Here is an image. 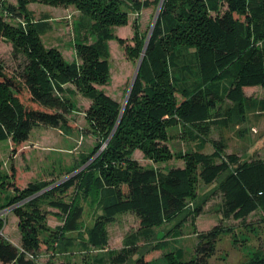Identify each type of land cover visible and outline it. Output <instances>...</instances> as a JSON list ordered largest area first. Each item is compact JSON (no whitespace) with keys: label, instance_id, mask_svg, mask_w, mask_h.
I'll return each mask as SVG.
<instances>
[{"label":"trees","instance_id":"16d2710c","mask_svg":"<svg viewBox=\"0 0 264 264\" xmlns=\"http://www.w3.org/2000/svg\"><path fill=\"white\" fill-rule=\"evenodd\" d=\"M126 1L0 0V37L11 44L17 61L10 69L0 60V139L10 137L11 144L8 180L5 183L0 178V191L7 187L18 190L21 168L13 156L35 126L74 129L68 115L75 108V89L90 100L82 132L94 137L90 151L80 154L68 167L67 171L75 172L71 173L73 178L57 184L40 179L0 204V210L14 212L23 231L21 245L13 244L1 232L4 216H0V264H34V253L41 244L32 225L40 215L39 201L59 208L58 214L65 213L61 231L78 232L82 203L89 198L100 212L87 230L90 238L102 237L104 224L117 211H133L146 226L175 217L192 195L196 163L202 164L201 173L208 174L207 180L223 168L195 152L182 156L184 167H145L133 156L134 151L140 150L153 162L166 161L172 156L170 127L178 124L190 132L206 133L209 122L215 121L213 116L222 115L212 112L216 103L227 97L243 108L247 99L242 88L253 84L264 87V0H163L146 47L145 37L137 36L135 29L133 45L124 46L136 60L143 49L144 54L115 127L122 104L99 86L109 79L107 41L116 38L123 42L113 27L126 23ZM34 2L73 6L80 12L76 36L70 42L73 59L67 60L57 46L44 43L43 35L52 27L48 14L34 18L28 7ZM182 49L188 50L193 61L186 60ZM191 65L201 77L197 84L181 72L189 73ZM227 77L231 78L229 83L224 82ZM230 115L227 109L225 118L220 119L223 125ZM206 168L210 171L205 172ZM65 185H73L72 192ZM219 188L222 216H246L258 205L264 209V161L238 164ZM220 230V225H215L206 233L195 260H171V264H204ZM150 262L151 258L142 254L134 264ZM258 264H264V258Z\"/></svg>","mask_w":264,"mask_h":264},{"label":"rangeland","instance_id":"374dc122","mask_svg":"<svg viewBox=\"0 0 264 264\" xmlns=\"http://www.w3.org/2000/svg\"><path fill=\"white\" fill-rule=\"evenodd\" d=\"M160 1L127 0L124 5L128 12L126 23L113 27L114 34L123 42L116 38L107 41L109 79L99 88L120 104L126 97L138 63V59L131 57L124 46L133 45L134 29L137 36H143L146 40ZM29 8L34 18L46 14L51 16L49 22L52 28L43 35V41L46 45H57L64 57L71 60L70 42L76 36V23L82 16L80 12L73 6H51L38 2L30 3ZM52 37L58 38V41L52 40ZM182 53L187 61H193L188 50L182 49ZM12 54L11 44L0 37V60L10 69L17 64ZM190 69L189 73L181 72L188 81L197 84L201 80L197 68L191 65ZM230 81V77L224 79L226 83ZM67 86L74 88L72 84ZM242 92L247 99L243 101V108H238V104L227 97L221 103H216L212 112L217 110L222 115L213 116L215 121L209 122L206 133L197 130L190 132L178 124L170 127V159L153 162L144 157L140 150L134 151L133 156L145 167L164 170L184 167L182 156L195 152L205 155L210 163L223 168L207 180L205 175L208 174L203 171L201 173L202 164L196 163L192 195L185 199V206L175 217L163 220L159 225L146 226L140 223L133 211H117L113 219L104 224V235L90 238L87 230L100 212L94 209V204H90L89 198L82 203L79 217L82 225L78 232L61 231L59 228L65 220V213L58 214L56 210L59 211V208L50 207L47 201H39L37 205L40 207V215L35 217L37 220L32 225L41 244L34 253V264H134L142 254L151 258V264H171V260L188 263L198 257V249L206 239V233L215 225H220L221 230L204 264H258L264 258V209L258 205L246 216L238 213L222 216L219 210L222 197L219 186L224 178L244 161H264V87L253 84L243 87ZM72 95L75 108L68 117L74 129L62 125L39 124L31 130L29 138L23 142L22 147L16 149L13 156V162L17 168H21L18 173V190L2 188L1 205L8 197L18 194L40 179L57 184L66 181V178H73L71 173L75 172L67 171L68 167L80 154L90 151L94 137L82 132L86 126L84 110L90 105V100L76 89ZM227 109L231 115L227 117V125H223L220 119L225 118L223 114ZM10 148V137L0 139V178L5 183L11 162ZM204 171L209 172L210 169ZM65 187L69 192L74 189L73 185ZM51 196L58 197L56 194ZM64 200L69 202V197ZM198 207L200 211H197ZM0 214L4 216L1 229L3 235L13 244L21 245L23 231L14 212L9 208L0 210ZM201 234L204 236L201 237Z\"/></svg>","mask_w":264,"mask_h":264},{"label":"water","instance_id":"95a60500","mask_svg":"<svg viewBox=\"0 0 264 264\" xmlns=\"http://www.w3.org/2000/svg\"><path fill=\"white\" fill-rule=\"evenodd\" d=\"M161 4H162V0L160 1V4H159V6H158V10H157V12H156V15H155V18H154V20H153L152 26H151L150 31H149V33H148V36H147V38H146L144 48L146 47L147 42H148V40H149V38H150V36H151V33H152V30H153V27H154V25H155V23H156V19H157L158 15H159V9H160ZM143 54H144V49H143L142 54H141V56H140V58H139V60H138V63H137V66H136L135 72H134V74H133L132 80H131L130 85H129V87H128V91H127L126 97H125V99H124V101H123V103H122V107H121L120 115H119V118H118V120H117V122H116V124H115V127L117 126V124H118L119 121H120V118H121V115H122L123 109H124V107H125V105H126V103H127V100H128L129 94H130V92H131V90H132V87H133L134 81H135V79H136V77H137V74H138V71H139V68H140V65H141V61H142ZM115 127H114V128H115Z\"/></svg>","mask_w":264,"mask_h":264},{"label":"crops","instance_id":"0c3cea01","mask_svg":"<svg viewBox=\"0 0 264 264\" xmlns=\"http://www.w3.org/2000/svg\"><path fill=\"white\" fill-rule=\"evenodd\" d=\"M29 7V6H28ZM75 9V8H74ZM76 10V9H75ZM77 11V10H76ZM45 17V16H44ZM48 17H49V19H51V16L48 14ZM48 19V20H49ZM52 40H54V41H58V38H56V37H52ZM51 46V45H50ZM54 46H57V45H54ZM58 47V46H57ZM59 48V47H58ZM60 49V48H59ZM61 50V49H60ZM62 52V51H61ZM72 57L74 58V50H73V48H72ZM62 54H63V52H62ZM64 56V55H63ZM72 58V59H73Z\"/></svg>","mask_w":264,"mask_h":264},{"label":"built area","instance_id":"2783aa9c","mask_svg":"<svg viewBox=\"0 0 264 264\" xmlns=\"http://www.w3.org/2000/svg\"><path fill=\"white\" fill-rule=\"evenodd\" d=\"M9 209V208H8ZM0 216H2L1 214H0ZM2 232V231H1ZM2 234H3V232H2ZM29 256H31V255H29Z\"/></svg>","mask_w":264,"mask_h":264}]
</instances>
